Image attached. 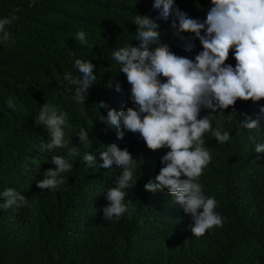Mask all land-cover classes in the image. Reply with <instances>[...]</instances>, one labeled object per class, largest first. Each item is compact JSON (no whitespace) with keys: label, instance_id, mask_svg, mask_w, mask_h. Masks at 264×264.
<instances>
[{"label":"trees","instance_id":"trees-1","mask_svg":"<svg viewBox=\"0 0 264 264\" xmlns=\"http://www.w3.org/2000/svg\"><path fill=\"white\" fill-rule=\"evenodd\" d=\"M152 3L0 0V18L13 9L18 17L7 26L11 39L0 43V192L12 188L25 198L20 206L0 209V264H264V153L254 151L264 141V100H237L223 112H211L212 128L229 132L230 140L220 144L210 132L204 135L212 160L199 183L205 196L216 198L215 211L224 224L201 237L192 236L193 221L170 204L165 190L153 195L144 190L155 181L152 172L162 167L160 158L168 149L148 150L139 133L125 131L118 140L105 122L109 109L134 107L130 85L112 57L120 47L139 45L134 16L154 19L160 41L176 55L192 59L203 50L193 34H178L172 27L175 14L160 19ZM196 7V1L188 5V0H174L175 9L203 22L207 11L189 12ZM79 31L86 33L87 44L76 39ZM75 59L95 66L97 79L84 103L71 99L64 80L66 73L81 75ZM225 64L235 67L234 49ZM10 98L14 109L8 107ZM100 102L107 107H99ZM44 103L66 114L65 139L80 155L70 161L73 168L63 174L64 184L41 190L37 182L55 167L51 157L66 153L40 150L41 144L51 142L47 128L35 123ZM209 113L201 109L198 118ZM245 117L258 120V128L241 127ZM81 128L88 132L89 146L78 139ZM112 143L127 148L138 170L135 185L125 190L132 215L108 221L102 212L108 204L106 191L115 186L121 170L115 163L101 167L100 153ZM87 152L95 156L93 167L83 160Z\"/></svg>","mask_w":264,"mask_h":264},{"label":"clouds","instance_id":"clouds-1","mask_svg":"<svg viewBox=\"0 0 264 264\" xmlns=\"http://www.w3.org/2000/svg\"><path fill=\"white\" fill-rule=\"evenodd\" d=\"M194 1L197 7L189 12L207 11L203 22L175 9L174 0H153L152 3L153 9L159 10L158 18L169 20L175 14L177 22L172 27L176 32L191 33L199 41L203 50L192 59L176 55L168 44L160 41L159 26L154 19L147 15L134 16L139 45L129 44L112 52L119 71L130 85L129 99L134 107H123L120 111L109 109L105 122L116 130L118 140L124 138L125 131L139 133L148 150L168 149L160 158L162 167L152 172L155 181L146 183L144 190L151 195L165 190L170 204L193 221L192 236L201 237L207 230L224 224V217L215 211L216 198L205 196L199 183L203 169L212 160L204 135L210 132L220 144L230 140L229 132L212 128L211 112H223L237 100L253 103L264 100V0ZM194 1L190 0L188 5ZM16 11L13 9L9 16L0 18V43L11 39L7 26L18 19ZM76 39L87 44L83 31L76 33ZM230 49H234L235 67L225 64ZM94 67L88 60L75 59L74 68L81 75L65 74L67 90L73 93L71 99L76 103L85 102L87 90L96 81ZM116 90H120L119 85ZM7 104L14 109L13 99ZM99 107L107 105L100 102ZM201 109H208L210 113L198 118ZM65 116L48 103L35 116V123L43 124L51 135V142L41 144L40 150L66 149L64 155L51 157L55 167L45 170L44 178L37 182L41 190L64 184L63 174L73 168L70 161L80 155L79 148L69 146L70 141L65 139L62 127L66 124ZM241 127L256 129L258 120L245 117ZM78 139L83 145L91 144L84 128L80 129ZM254 151L264 153V141L257 143ZM100 157L101 167L109 168L115 163L121 170L115 186L106 191L108 204L102 208L103 219H119L125 213L131 216L134 208L124 202L125 190L136 183L137 161L127 148L121 149L115 143L108 145ZM83 160L87 166H95L93 154L87 152ZM0 200L3 201L0 209L25 203V198L12 188L0 192Z\"/></svg>","mask_w":264,"mask_h":264},{"label":"rangeland","instance_id":"rangeland-1","mask_svg":"<svg viewBox=\"0 0 264 264\" xmlns=\"http://www.w3.org/2000/svg\"><path fill=\"white\" fill-rule=\"evenodd\" d=\"M188 4H190V0H188Z\"/></svg>","mask_w":264,"mask_h":264}]
</instances>
